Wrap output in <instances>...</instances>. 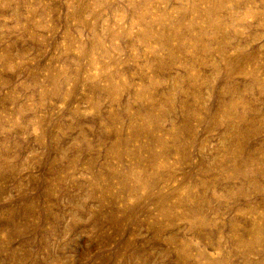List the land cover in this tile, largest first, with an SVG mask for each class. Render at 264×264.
Here are the masks:
<instances>
[{"label": "rangeland", "instance_id": "1", "mask_svg": "<svg viewBox=\"0 0 264 264\" xmlns=\"http://www.w3.org/2000/svg\"><path fill=\"white\" fill-rule=\"evenodd\" d=\"M0 264H264V0H0Z\"/></svg>", "mask_w": 264, "mask_h": 264}]
</instances>
